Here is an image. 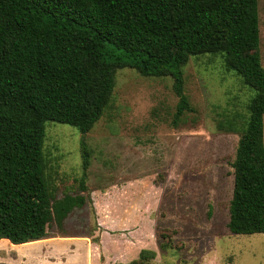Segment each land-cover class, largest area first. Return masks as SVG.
Returning <instances> with one entry per match:
<instances>
[{
	"label": "trees",
	"instance_id": "obj_1",
	"mask_svg": "<svg viewBox=\"0 0 264 264\" xmlns=\"http://www.w3.org/2000/svg\"><path fill=\"white\" fill-rule=\"evenodd\" d=\"M222 56L253 95L248 116L218 129L239 133L228 229L264 235V66L259 0H0V241L43 240L82 195L52 201L43 146L48 121L88 134L103 117L115 75L129 67L171 77L178 98L173 125L195 109L183 67L192 57ZM90 166L83 155L81 189ZM142 250L128 264H148Z\"/></svg>",
	"mask_w": 264,
	"mask_h": 264
},
{
	"label": "rangeland",
	"instance_id": "obj_2",
	"mask_svg": "<svg viewBox=\"0 0 264 264\" xmlns=\"http://www.w3.org/2000/svg\"><path fill=\"white\" fill-rule=\"evenodd\" d=\"M259 27L264 66V0ZM183 73L195 111L178 126L172 123L178 102L173 79L145 77L129 67L116 72L111 101L88 134L46 123L43 152L52 201L86 198L62 225L50 224V236L94 235L100 223L135 230L150 225L158 252L148 264H264L263 234L233 235L228 229L240 134L217 127L227 118L248 116L253 92L226 70L220 55L192 57ZM85 151L90 166L83 192ZM36 242L0 241V264L34 263L31 257L41 254ZM142 250L151 251L141 249L125 264L139 260Z\"/></svg>",
	"mask_w": 264,
	"mask_h": 264
},
{
	"label": "crops",
	"instance_id": "obj_3",
	"mask_svg": "<svg viewBox=\"0 0 264 264\" xmlns=\"http://www.w3.org/2000/svg\"><path fill=\"white\" fill-rule=\"evenodd\" d=\"M118 230L125 231V234L113 233ZM129 230L131 232H127ZM95 231L94 235L85 233L68 237H53L49 234L47 238L34 244L39 247L41 254L31 257L35 259L31 264H44V261L48 262L47 264H125L138 257L141 249L158 252L156 231L150 225L135 230L100 223ZM60 245L64 246L57 250ZM53 250L55 252H52ZM22 260L26 261L27 258L22 257Z\"/></svg>",
	"mask_w": 264,
	"mask_h": 264
}]
</instances>
